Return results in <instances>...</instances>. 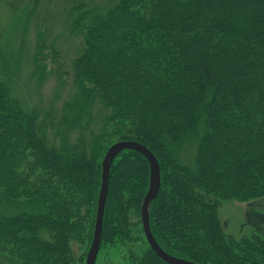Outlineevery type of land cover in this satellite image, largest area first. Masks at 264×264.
Instances as JSON below:
<instances>
[{
    "label": "trees",
    "instance_id": "16d2710c",
    "mask_svg": "<svg viewBox=\"0 0 264 264\" xmlns=\"http://www.w3.org/2000/svg\"><path fill=\"white\" fill-rule=\"evenodd\" d=\"M69 14L83 37L67 72L80 114L98 103L105 121L90 151L84 140L53 147L39 116L0 80V264H78L75 244L85 262L103 155L118 141L145 145L160 163L150 225L165 252L198 264H264V236L236 239L218 214L227 201L264 198V0L83 1ZM149 185L147 159L123 151L111 167L98 258L140 234L128 264H168L144 237Z\"/></svg>",
    "mask_w": 264,
    "mask_h": 264
},
{
    "label": "rangeland",
    "instance_id": "374dc122",
    "mask_svg": "<svg viewBox=\"0 0 264 264\" xmlns=\"http://www.w3.org/2000/svg\"><path fill=\"white\" fill-rule=\"evenodd\" d=\"M83 1L101 8L110 3V0H0V80L8 84L22 111L39 116L49 145L60 148L84 140L90 151L94 138L101 132L106 112L97 103L81 115V91L67 73L72 58L83 45L82 35L71 32L73 16L69 11ZM4 210L8 215L12 213L6 207ZM218 214L225 232L236 239L255 232L264 236V198L249 203L227 201L219 206ZM132 220L140 223L136 216ZM138 236L139 241L129 246L104 247L96 264H128L129 250L137 251L142 243V236ZM74 251L78 264H86L85 247L75 244Z\"/></svg>",
    "mask_w": 264,
    "mask_h": 264
},
{
    "label": "water",
    "instance_id": "95a60500",
    "mask_svg": "<svg viewBox=\"0 0 264 264\" xmlns=\"http://www.w3.org/2000/svg\"><path fill=\"white\" fill-rule=\"evenodd\" d=\"M125 150H132L142 154L150 165L149 190L143 200L141 208V222L145 238L153 252L168 264H198L172 256L165 252L157 243L150 225V211L154 200L161 189V167L155 154L145 145L136 141H118L107 150L103 160L102 184L98 199L97 218L93 241L86 257V264H96L102 245L105 208L109 194L110 172L115 159Z\"/></svg>",
    "mask_w": 264,
    "mask_h": 264
}]
</instances>
